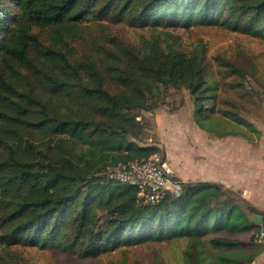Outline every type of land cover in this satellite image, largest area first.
I'll return each mask as SVG.
<instances>
[{
    "label": "trees",
    "instance_id": "trees-1",
    "mask_svg": "<svg viewBox=\"0 0 264 264\" xmlns=\"http://www.w3.org/2000/svg\"><path fill=\"white\" fill-rule=\"evenodd\" d=\"M89 20L125 21L159 36L104 40L77 59L43 42L49 33L60 44ZM195 26L264 40V0H0V243L95 258L179 240L184 264L253 263L264 246L254 240L253 216L264 213L223 185L186 181L179 195L144 205L136 188L103 173L162 153L137 144L148 127L139 117L180 75L201 128L238 135L217 131L230 121L260 135L240 112L217 106L221 82L203 49L188 55L167 31ZM222 64L227 75L243 76Z\"/></svg>",
    "mask_w": 264,
    "mask_h": 264
},
{
    "label": "rangeland",
    "instance_id": "rangeland-1",
    "mask_svg": "<svg viewBox=\"0 0 264 264\" xmlns=\"http://www.w3.org/2000/svg\"><path fill=\"white\" fill-rule=\"evenodd\" d=\"M76 31L65 33L60 44L49 33L44 34L42 39L45 44L56 46L70 58L77 59L104 40L141 44L144 38L151 40L152 36L158 35V32L113 20L85 21L80 31ZM167 31L179 36L177 43L188 55L203 49L207 70L221 82L217 106L240 112L260 132L258 135L224 121L215 126L217 131H231L238 135L228 133L229 136L221 139L219 133L201 128L194 120L190 82L186 75H180L177 78L179 86L170 88L156 109L141 113L139 119L145 118L148 127L141 139L136 141L140 146H159L177 175L186 180H197L220 170L213 165V161L225 155V146L237 145L240 140L245 144L264 145V40L221 26L176 27ZM161 37L166 38L164 35ZM222 61L235 64L243 71V76L227 75ZM221 69L224 73L219 74ZM185 247L186 242L179 240L150 242L95 258H81L55 248L0 243V264H180Z\"/></svg>",
    "mask_w": 264,
    "mask_h": 264
},
{
    "label": "crops",
    "instance_id": "crops-1",
    "mask_svg": "<svg viewBox=\"0 0 264 264\" xmlns=\"http://www.w3.org/2000/svg\"><path fill=\"white\" fill-rule=\"evenodd\" d=\"M224 138L226 135L221 137ZM242 143L243 141L240 140L237 145L225 146L227 148L225 155L217 160L214 159L213 165L220 169L217 173H208L207 176L199 177L197 180H186L175 174L182 182L202 181L223 185L227 190L239 194L260 213H264V145ZM180 264H183V261ZM252 264H264V246Z\"/></svg>",
    "mask_w": 264,
    "mask_h": 264
},
{
    "label": "built area",
    "instance_id": "built-area-1",
    "mask_svg": "<svg viewBox=\"0 0 264 264\" xmlns=\"http://www.w3.org/2000/svg\"><path fill=\"white\" fill-rule=\"evenodd\" d=\"M109 179L131 185L138 191V202L144 205L156 204L168 194L179 195L182 181L176 176L172 165L162 153L147 159L128 161L110 166L103 172ZM255 232L254 240L264 244V214Z\"/></svg>",
    "mask_w": 264,
    "mask_h": 264
},
{
    "label": "water",
    "instance_id": "water-1",
    "mask_svg": "<svg viewBox=\"0 0 264 264\" xmlns=\"http://www.w3.org/2000/svg\"><path fill=\"white\" fill-rule=\"evenodd\" d=\"M253 220H254L256 223L260 224V223L262 222V217H261L260 215H255V216L253 217Z\"/></svg>",
    "mask_w": 264,
    "mask_h": 264
}]
</instances>
